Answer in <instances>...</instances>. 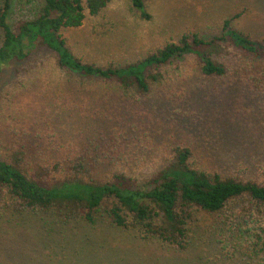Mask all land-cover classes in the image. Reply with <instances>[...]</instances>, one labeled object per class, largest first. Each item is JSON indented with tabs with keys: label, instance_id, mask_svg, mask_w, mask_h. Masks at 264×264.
<instances>
[{
	"label": "rangeland",
	"instance_id": "obj_1",
	"mask_svg": "<svg viewBox=\"0 0 264 264\" xmlns=\"http://www.w3.org/2000/svg\"><path fill=\"white\" fill-rule=\"evenodd\" d=\"M8 3L14 30L34 18L41 0ZM144 3L149 19L129 0H110L98 17L60 34L74 57L102 68L138 62L185 32L219 36L222 21L236 14L232 27L264 42V0ZM230 50L215 56L226 66L223 76H205L194 56H184L162 69L164 80L145 96H124L115 80L63 69L54 52L38 48L1 74L0 160L28 177L52 171L48 183L75 177L97 184L122 173L141 188L181 147L190 150L193 169L264 185V88L251 85L264 75V62ZM8 200L0 202V264H264V207L244 198L215 213L193 207L186 250L137 240L109 224L111 198L95 225L52 209L16 213Z\"/></svg>",
	"mask_w": 264,
	"mask_h": 264
},
{
	"label": "trees",
	"instance_id": "obj_2",
	"mask_svg": "<svg viewBox=\"0 0 264 264\" xmlns=\"http://www.w3.org/2000/svg\"><path fill=\"white\" fill-rule=\"evenodd\" d=\"M109 2L41 0L34 18L19 21L12 30L7 22L10 5L4 0L0 7V78L10 62H22L42 47L56 54L57 64L63 69L88 78L115 80L124 96H145L152 86L164 80L162 69L184 56H194L207 77L226 73V66L215 56L229 57L230 48L252 61L264 62V42L252 40L234 29L232 20L240 16L236 14L224 19L220 35L209 40L202 39L197 33L185 32L177 43L167 42L156 52L123 67L102 68L83 63L69 51L60 31L80 27L87 17H98ZM129 2L141 18H150L144 0ZM251 85L255 89L264 88V75L252 77ZM189 158L188 148H176L174 158L159 172L144 179L141 188L122 173H114L112 181L97 184L75 177L48 183L46 178L54 175L52 171L41 170L34 177H28L19 165L15 167L0 160V202L9 197L16 213L52 209L65 220L81 215L88 225H95L102 203L111 198L112 205L106 208L109 224L133 233L137 240L154 241L178 250L190 247L189 220L193 207L215 213L239 198L264 207V185L193 169L188 163ZM16 162H20L19 157ZM98 162L95 158L92 163ZM75 166L82 168L84 165L78 163ZM256 238L258 240L259 235ZM259 245L254 243L255 248Z\"/></svg>",
	"mask_w": 264,
	"mask_h": 264
}]
</instances>
